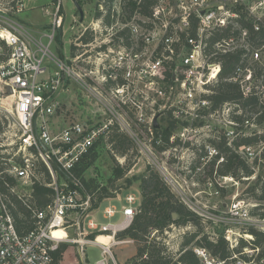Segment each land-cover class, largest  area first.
Listing matches in <instances>:
<instances>
[{"label": "built area", "instance_id": "built-area-1", "mask_svg": "<svg viewBox=\"0 0 264 264\" xmlns=\"http://www.w3.org/2000/svg\"><path fill=\"white\" fill-rule=\"evenodd\" d=\"M61 3L59 0L54 7L52 31L43 35L48 44L35 39L24 24L15 26L0 19V41L8 48V58L0 62V81L4 90L7 86L13 89L17 129L16 150L0 172V264H90L88 245L101 250L95 264H119L115 247L134 240L118 239L117 235L132 225L141 198L134 194L125 200L121 196L105 198L126 204L121 210L109 204L102 211L103 220L121 214L118 222L101 220V202L95 206V195L76 172L83 159L110 137L115 123L122 127L127 123L126 129H130L131 115L145 122L149 136L161 139L163 134L157 132L161 125L154 126L157 113L169 114L172 122L181 125L180 132L171 133V140L177 136L190 139L199 131L210 130L214 121L238 126L231 114L239 104L227 101L215 107L211 97L228 55H237L239 60L225 80L238 84L245 97L260 94L254 83L261 72H256L257 67H264V40L258 38L264 27V0H157L149 16L136 13L131 20H116L111 25L92 21L89 30L95 38L89 42V85L50 49L65 19ZM25 5L19 1L13 9L21 12ZM241 17L252 21L253 29L243 26ZM49 59L57 65L54 71L47 64ZM71 81L89 91L91 112L89 120L63 125L56 115L57 106ZM227 136H235V131H228ZM240 149L251 157L254 154L252 146ZM7 174L16 182H39L53 190L46 206H29L33 225L29 230L17 227L15 204L3 187L19 198L26 195L16 192V186L5 179ZM227 215L249 227L243 237L245 244L241 235L229 239L232 253L225 259L195 246L200 264H264V238L258 244L248 234L252 228L264 237V199L237 195L228 205ZM179 228L183 234L189 229ZM57 230L65 235H55ZM100 235L112 240L100 243ZM68 244L75 249L73 258L67 253Z\"/></svg>", "mask_w": 264, "mask_h": 264}, {"label": "rangeland", "instance_id": "rangeland-1", "mask_svg": "<svg viewBox=\"0 0 264 264\" xmlns=\"http://www.w3.org/2000/svg\"><path fill=\"white\" fill-rule=\"evenodd\" d=\"M19 1L26 4L21 12L14 10ZM58 1L0 0V19L15 26L24 24L23 26L29 29L35 39L42 38V41L48 44V38L43 35L45 32L52 31L53 11ZM77 1L84 9V20H80V13L74 0H62L61 10L65 19L63 26L57 31L55 42L50 46V49L57 59L81 74L89 85V43L83 42L80 37L85 35L90 37L89 42L94 40L95 33H91L89 25L92 21L97 23L98 20H101L97 18L99 12L105 16L107 11L103 0ZM128 2L129 0L114 1L111 12L116 15L113 17L115 21L125 22L124 5ZM2 24L4 25V23ZM99 36L102 38L104 34L99 31ZM6 58H8V48L0 41V62ZM47 64L51 71L57 67L55 62L50 59ZM256 70V72L263 73L261 76L258 74L254 83L255 89L260 91L259 104L256 106L250 104L247 107H243L241 104L237 108L234 106V113L231 114V117L240 116L241 120L238 121V126L214 121L211 123L210 130L199 131L196 136L190 139H181L177 136L167 143L164 137L161 139L158 136L155 138L149 136L145 122L138 121L134 115H131L129 119L130 129H126L127 123L124 124V127L115 123L114 131L111 132L110 137L101 140L96 145L94 156L83 161V177L88 182L89 188L96 195L104 194L105 198L121 196L124 199L129 194H134L138 199H142L143 179L151 177L153 181H156V175H158L160 180L165 181L171 188L174 200L184 203L188 209L201 217V230L191 245L204 235H209L212 238L223 237L227 241L235 240L241 235V239L244 240L243 237L247 233L245 230L249 227L228 218V205L237 195L251 200H262L256 196L261 193L258 189L264 181L261 182L257 190L252 191V187H255L260 176L264 180V142L252 145L251 151L254 153L252 157L246 150L241 151L239 148L238 152L241 157L255 170L253 175L244 176L242 179L217 175L216 172L223 158L220 157L214 163L219 151L215 142L226 138L228 144L233 147L232 140L239 135L264 132V67L259 66ZM68 84L69 82H67L68 90L62 93L57 106L56 115L59 123L69 125L78 119L89 120L91 112L89 91L75 81ZM15 112V100L12 94H7L0 81V122L4 123V132L0 136L1 154L13 153L16 150ZM157 117L162 128L160 132L163 134L164 129L172 123L171 115L157 113ZM180 126L177 124L172 132L175 134L180 132ZM198 127L201 128V125ZM232 129L235 131V136H227V132ZM119 169L123 171L121 176H117ZM17 182L16 192L22 196H28L33 184H23L20 180ZM109 204H114L121 210L126 202L118 199L102 201L99 207L101 220H103L102 211ZM174 217L177 218L178 215L174 214ZM120 219L121 214H117L114 218L103 221L118 222ZM187 226L189 229L184 234L183 230L179 228L180 225H176L160 236L159 239L168 246V249H171L170 253H178V248L182 247L187 238L186 233L190 235V233L199 230L194 224L189 223ZM248 234H251L250 230H248ZM135 249L134 243L125 242L117 245L114 253L119 264H127L128 259L132 256L125 260L124 258ZM67 253L73 258L74 247L68 244ZM87 255L90 264H95L101 258V250L97 246L88 245ZM122 261L123 263H121Z\"/></svg>", "mask_w": 264, "mask_h": 264}, {"label": "trees", "instance_id": "trees-1", "mask_svg": "<svg viewBox=\"0 0 264 264\" xmlns=\"http://www.w3.org/2000/svg\"><path fill=\"white\" fill-rule=\"evenodd\" d=\"M114 1L115 0H103L107 13L105 16H102L101 12L98 13L97 18L101 19L105 25H111L115 21L113 17L116 15L111 12ZM156 1L157 0H129L128 4L124 5V12L126 15L125 21L131 20L136 13L149 16L152 12V6L155 5ZM240 22L243 26L253 29L252 21L241 17ZM126 31L127 30H125V32ZM258 38L264 40V27L258 32ZM80 39L85 43H89L90 37L82 35ZM238 60L239 57L237 55H228L223 62L221 79L213 86L214 92L211 96L215 107H218L227 101L236 102L239 105L242 104L243 107H247L250 104L255 106L259 104V94L245 97L238 84L225 80V78L232 73L233 67ZM261 75L260 72V76ZM236 119L238 121L241 120L240 116H236ZM3 124L0 122V136H2V133L4 132ZM175 126L176 124L172 122L170 126L164 129L163 137L167 143L170 142V135ZM112 130L114 131V127ZM161 130L162 129L159 128L157 129V132H160ZM263 142L264 132L254 133L252 135H239L232 140L233 147L228 144L229 142L226 138L221 139L219 142H215L219 153L216 155L214 163H216L220 157L223 158V161L220 162L219 168L216 172L217 175L233 176L238 179H242L244 176L249 177L253 175L255 172L253 166L241 157L238 150L244 145L252 146ZM95 149L96 146L93 147L90 155L86 156L83 161L94 156ZM11 156L12 153H0V172L8 167V159ZM82 165L83 162H81L76 169V172L79 175H83L84 167ZM41 169L44 170L46 168L43 166ZM122 174V169H119L117 171V176H121ZM150 178L151 177H147L143 179L141 186L142 199L132 225L126 231L120 232L117 235L118 239L129 238L134 240L136 254L128 259L127 264H200V260L193 250L195 246L205 247L214 256L221 259H225L231 255L232 250L230 249L229 241L223 237L212 238L209 237V235H204L195 244L191 245L201 230V217L188 209L184 203L179 200H174L171 188L165 181L160 180L158 175H156V181H153V179ZM5 179L11 183L12 186L17 185L16 179L10 175H5ZM47 179L50 180V176H48ZM83 180L86 183L88 190L96 197L95 206L98 205L105 199V195H96V193L89 188L90 186H88V182L85 181L84 177ZM262 181L264 180L260 176L255 187H252V191L257 190ZM263 183L260 189H258L261 193L256 196L259 199H264ZM3 190L9 195L15 204L13 214L19 231L29 230L33 226L29 206L32 208H43L53 197L52 188L39 182H34L30 194L22 198L11 193L5 187H3ZM174 214L178 215V217L175 218ZM189 223L197 226L199 230L190 233V235L186 233L185 235L187 238L184 240L178 253H170L168 246L159 239L160 236L163 235L166 230L170 229L171 224L187 227ZM250 233L256 237L258 244L263 242L264 237L261 232L251 228ZM152 235L154 236L150 239ZM241 241L244 245L245 241ZM64 247L66 248V245Z\"/></svg>", "mask_w": 264, "mask_h": 264}, {"label": "water", "instance_id": "water-1", "mask_svg": "<svg viewBox=\"0 0 264 264\" xmlns=\"http://www.w3.org/2000/svg\"><path fill=\"white\" fill-rule=\"evenodd\" d=\"M78 10H79V13H80V20L83 21L84 20V16H85V12H84V9L83 7L79 4V2L77 0H74ZM6 91H7V94L10 95V94H13V89L10 87V86H7L6 87ZM154 126L156 128H158L160 126L159 122H158V119L155 118L154 120ZM176 215V214H175Z\"/></svg>", "mask_w": 264, "mask_h": 264}, {"label": "bare ground", "instance_id": "bare-ground-1", "mask_svg": "<svg viewBox=\"0 0 264 264\" xmlns=\"http://www.w3.org/2000/svg\"><path fill=\"white\" fill-rule=\"evenodd\" d=\"M12 97L14 98L13 94H12ZM55 235H59L61 237L62 235H65V234L63 230H57L55 231ZM111 240H112V237L108 235H100L98 237V241L103 244H108L110 243Z\"/></svg>", "mask_w": 264, "mask_h": 264}, {"label": "crops", "instance_id": "crops-1", "mask_svg": "<svg viewBox=\"0 0 264 264\" xmlns=\"http://www.w3.org/2000/svg\"><path fill=\"white\" fill-rule=\"evenodd\" d=\"M135 254H136V249H135V251L132 252L130 255L126 256V257L124 258V260H125L126 258L130 257V256H134ZM121 263H123V261H122Z\"/></svg>", "mask_w": 264, "mask_h": 264}]
</instances>
